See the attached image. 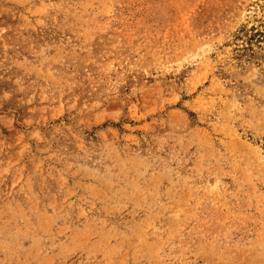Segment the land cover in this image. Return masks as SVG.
<instances>
[{
  "label": "rangeland",
  "instance_id": "374dc122",
  "mask_svg": "<svg viewBox=\"0 0 264 264\" xmlns=\"http://www.w3.org/2000/svg\"><path fill=\"white\" fill-rule=\"evenodd\" d=\"M0 264H264V0H0Z\"/></svg>",
  "mask_w": 264,
  "mask_h": 264
}]
</instances>
